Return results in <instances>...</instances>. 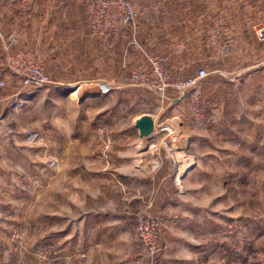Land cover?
Returning a JSON list of instances; mask_svg holds the SVG:
<instances>
[{
  "label": "rangeland",
  "instance_id": "1",
  "mask_svg": "<svg viewBox=\"0 0 264 264\" xmlns=\"http://www.w3.org/2000/svg\"><path fill=\"white\" fill-rule=\"evenodd\" d=\"M23 2L27 0H21ZM138 2L142 12L127 27H134L143 19L175 18L184 7L194 2L207 5L208 0ZM210 26L204 32L207 46L210 45L207 34ZM130 44L140 46L137 36L131 37ZM183 47L184 39L173 40L175 55ZM140 53L142 60L133 63L130 69H120L122 74L126 71L122 80L135 84L131 93L123 88H110L87 104L81 85L59 89L52 82L23 88L20 100L12 97L0 109V264L65 262L67 259L59 257L60 251L55 244L62 245L63 250V233L72 220L63 217L67 209L70 211L65 197V164L76 157L70 148L95 147L97 155L107 158L113 137L120 144L129 140L121 137V133L133 135L134 116L155 114L157 102L162 107L174 97L181 101L178 109L186 118L185 128L189 134L183 146L190 142L192 152L201 157L202 165L196 178L190 184L179 181L172 184L168 193L159 195L162 199L168 198L165 202L171 200L167 208L159 206L155 211L146 208L157 192H142L140 185L119 181L118 205L121 209L113 212L121 218L113 224L106 222L110 225L99 227L97 235H90L91 240L82 241L85 243L80 245H94L92 257L102 258L107 264H146V260H138L140 245L134 239L133 228L135 216L147 211L160 220L159 248L154 264H264V165L257 164L258 155L253 151L248 154L244 166L240 155L226 153L227 149L234 150L242 145L241 138L264 143V121L241 120L243 108L246 109L245 105L238 104L241 91L233 90L236 104L231 105L224 101V88L218 90V104L214 105L210 101L213 90L208 84L212 69L207 66L200 67L207 74L199 79L198 85L183 94L170 87L163 93L149 87L141 78L133 77L134 73L151 70L149 55L164 58L168 82L195 76L200 68L176 67V58L169 60L163 51L140 49ZM102 127L110 138L106 155L100 151L102 141L98 128ZM30 132H37L34 141L27 140ZM169 136L171 134L166 131L158 140L143 138L141 146L150 145L160 156L156 172L165 160L172 162L174 158L172 140L167 144L162 142ZM164 153L169 157L162 161ZM50 157L55 159L52 165ZM33 161L39 162L38 168L32 167ZM174 165L167 166L169 174L176 173ZM134 199L141 201V206H132L128 214L123 213L127 210L122 203L128 204ZM50 212L61 218H49ZM73 252L82 255L84 251L77 249L67 253Z\"/></svg>",
  "mask_w": 264,
  "mask_h": 264
},
{
  "label": "crops",
  "instance_id": "2",
  "mask_svg": "<svg viewBox=\"0 0 264 264\" xmlns=\"http://www.w3.org/2000/svg\"><path fill=\"white\" fill-rule=\"evenodd\" d=\"M84 2L0 0V80L5 81L4 86H0V109L12 97L15 100L21 97L24 90L6 65L7 55L16 49L38 51L53 85L59 89L81 85L85 90L84 103L87 104L90 99L103 96V92L110 88H123L131 93L135 84L123 81L126 71L122 74L120 69H130L133 63L142 60L140 49H151L165 52L169 60L170 57L176 58V67L181 69L203 66L212 69L208 76V84L213 90L210 101L217 105V91L224 88L225 103L233 105L236 104L233 90L241 91L238 104L246 106L241 120L264 121V40L255 35V28L264 23V0H208L207 5L194 2L184 7L175 18L138 20L134 27H126L107 40L90 35ZM216 17L230 28L233 35L232 43L225 48L205 43V29ZM133 35L140 43L138 48L130 44ZM11 36L15 37L14 42L10 41ZM176 38L184 39V47L175 55L172 43ZM76 69L86 70L80 72ZM168 103L160 107L157 102L156 112L152 114L155 128L150 138L158 140L167 131L171 134L174 155L172 162L163 160L169 157L167 153L161 155L160 160L164 163L158 172L155 167L159 154L150 145L141 146L144 137L134 126L140 114L132 119L133 135L121 133V137L129 138L128 141L125 139L119 144L113 137L107 158L97 155L95 147L81 145L70 148L76 157L65 164V197L70 211L67 209L63 217L72 220L67 225L68 229L63 231V250L62 245L55 244L60 251L59 257L67 260L49 264H107L102 258L92 257L94 245L80 244L91 240L90 235H97L99 227L118 222L121 218L113 212L116 208L121 209L118 205L119 181L126 185H140L142 192H157L146 208L155 211L159 206L167 208L171 201L165 202L168 198L162 199L160 194L168 193V188L178 181L190 184L196 178L202 162L201 157L192 152L190 142L183 146L189 134L185 128L186 118L178 109L181 101L174 97ZM241 139L242 145L234 150L227 149L226 153L240 155L244 166L248 154L253 151L258 155L257 164L264 165V143L249 137L250 141ZM171 164L176 168L173 175L169 174L167 167ZM32 165L38 168L39 162L33 161ZM122 204L127 210L123 213L128 214L130 207L141 206V201L134 199ZM49 214V218H61L53 212ZM77 249L84 251L82 255L67 253Z\"/></svg>",
  "mask_w": 264,
  "mask_h": 264
},
{
  "label": "built area",
  "instance_id": "3",
  "mask_svg": "<svg viewBox=\"0 0 264 264\" xmlns=\"http://www.w3.org/2000/svg\"><path fill=\"white\" fill-rule=\"evenodd\" d=\"M85 15L89 25V33L92 36L107 40L119 33L125 27L134 23L142 12L138 0H85ZM208 43L212 46L218 45L221 48L229 46L233 41L230 28L222 23L219 18H214L208 29ZM255 35L259 40H264V23L255 28ZM10 41L14 42L15 37L11 36ZM149 72L134 73L133 77H139L153 89L163 93L168 87L179 91L181 94L198 85L199 79L207 72L200 68L195 76L185 79L168 82L165 72L164 58L160 55H149ZM7 68L15 75L20 82L21 88L39 87L46 83H52L50 73L44 68L40 53L32 49H16L6 57ZM143 68V66H142ZM137 67V69H142ZM4 82L0 80V86ZM102 141L100 151L106 155L110 146V138L105 128H98ZM169 135V133L167 132ZM37 132H30L27 140L34 141ZM171 137H164L162 142L168 143ZM55 162L50 157L49 163ZM159 217L150 212H143L135 216L133 228L134 239L140 245L138 260H146V264H154L156 252L159 248L158 225Z\"/></svg>",
  "mask_w": 264,
  "mask_h": 264
},
{
  "label": "water",
  "instance_id": "4",
  "mask_svg": "<svg viewBox=\"0 0 264 264\" xmlns=\"http://www.w3.org/2000/svg\"><path fill=\"white\" fill-rule=\"evenodd\" d=\"M154 123V118L150 113H142L135 119L134 126L141 137L150 138L154 129Z\"/></svg>",
  "mask_w": 264,
  "mask_h": 264
}]
</instances>
